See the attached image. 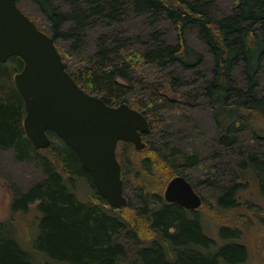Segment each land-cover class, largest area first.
Wrapping results in <instances>:
<instances>
[{"label": "trees", "instance_id": "1", "mask_svg": "<svg viewBox=\"0 0 264 264\" xmlns=\"http://www.w3.org/2000/svg\"><path fill=\"white\" fill-rule=\"evenodd\" d=\"M21 1L33 3L45 17L47 33L28 18L53 38L65 70L82 90L112 107L128 104L149 124L142 135L143 150L135 151L125 142L116 148L123 189L129 179L140 180L134 189L127 187L135 193L134 203L109 207L63 142L54 160L44 158L45 178L12 197L11 214L26 213L36 203L34 248L46 257L43 264H243L247 251L238 243V229L220 226L217 244L204 233L197 210L186 211L163 199L165 186L176 176L184 177L199 194L185 171L202 162L195 153L155 142V133L162 132L159 114L179 111L183 105L162 94L165 83L151 78L147 69L166 73L175 83L181 81L178 71L198 72L204 57L187 42L190 32L197 33L211 65L208 77L203 75L202 84L193 86L190 105L205 103L217 146L239 151L232 162L221 157L232 179L219 188L212 204L224 210L239 207L238 194L248 188L247 176L255 179L264 197V99L258 94L264 64V0H240L224 18L212 15L216 0H65V11L50 0H16L17 5ZM134 17L147 19L150 27L169 23L176 33L174 42L166 43L156 34L153 46L140 52L129 36L118 39L113 29ZM93 33L99 34L98 45L88 53ZM60 42L70 44L68 51ZM22 67L17 57L0 63V149L13 150L20 161H33L40 150L25 135L24 104L12 79ZM78 176L87 177L93 189L87 203L77 199L71 184ZM8 224L0 221V264H35Z\"/></svg>", "mask_w": 264, "mask_h": 264}, {"label": "rangeland", "instance_id": "2", "mask_svg": "<svg viewBox=\"0 0 264 264\" xmlns=\"http://www.w3.org/2000/svg\"><path fill=\"white\" fill-rule=\"evenodd\" d=\"M50 1L59 9L68 10L65 0ZM239 1L216 0L212 10L213 17L224 18L231 15L233 7ZM18 6L27 17L39 25L42 31L49 32V23L33 3L21 1ZM147 22V19L142 17L130 18L116 29L114 28L113 31L118 39L122 35L132 38L134 47L140 52L153 46L156 34L166 43L174 42L176 33L169 23L161 22L150 27ZM98 36V33H93L88 39V53H92L98 45ZM187 42L192 49L204 57V65L198 72L182 73L178 71L181 81L175 83L167 79L166 73L158 72L154 68L147 69L151 78L154 76L157 82L165 83L161 93L183 105L179 111L167 110L159 114L162 132L155 133V142H167L185 153H195L201 159L200 166L190 167L185 173L202 197L203 205L197 210L196 215L199 217L206 236L219 244L220 226L236 228L240 231L238 243L243 245L247 251L246 261L243 264H264V197L260 193L255 179L250 176L246 177L248 188L238 194L241 202L239 207L224 210L216 208L212 204L219 195V188L228 185L232 179L224 167V161L232 162L237 158L239 151L237 149L225 150L217 146L212 113L205 103L202 102L201 106L195 108L190 105L188 98H193V86L202 84L203 75L208 77L211 57L205 46L199 41L196 32H190L187 35ZM59 45L64 52L70 48V44L63 42H60ZM17 72L13 74L12 79ZM236 77L241 78L240 71H237ZM258 83V94L264 99V64ZM49 139L52 145L40 150L39 156L33 161H20L16 158L13 150L0 149V221L9 223L13 238L24 251L29 253L35 264H43L46 261V257L34 248L39 222L36 203L32 204L26 213L18 212L16 214H11L10 203L15 194L29 190L45 178L44 158L54 160L56 158L54 153L57 152V147L61 148L62 142L55 135L49 136ZM221 157H224V161ZM71 184L78 200L87 203L92 199L93 189L87 177L78 176L73 179ZM139 184L140 180L134 178V181L129 179V182L124 185L126 188L123 189V195L127 202H135V193L127 187L135 188ZM204 199L206 200L204 201Z\"/></svg>", "mask_w": 264, "mask_h": 264}, {"label": "water", "instance_id": "3", "mask_svg": "<svg viewBox=\"0 0 264 264\" xmlns=\"http://www.w3.org/2000/svg\"><path fill=\"white\" fill-rule=\"evenodd\" d=\"M17 57L22 69L13 82L24 104L23 129L36 150L50 146L52 132L76 155L96 192L114 209L124 208L119 142L135 151L145 148L146 118L128 104L106 105L82 90L65 70L54 40L18 8L16 0H0V63ZM163 199L184 210H197L202 199L182 176L172 178Z\"/></svg>", "mask_w": 264, "mask_h": 264}, {"label": "flooded vegetation", "instance_id": "4", "mask_svg": "<svg viewBox=\"0 0 264 264\" xmlns=\"http://www.w3.org/2000/svg\"><path fill=\"white\" fill-rule=\"evenodd\" d=\"M201 199H202V197H201ZM199 208H200V207H199ZM199 208H198V209H199ZM198 209H197V210H198ZM186 211H196V210H186Z\"/></svg>", "mask_w": 264, "mask_h": 264}]
</instances>
